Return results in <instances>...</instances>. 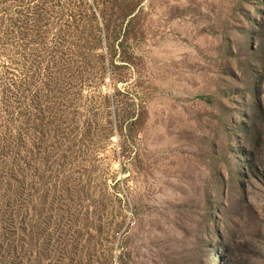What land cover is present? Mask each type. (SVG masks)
Masks as SVG:
<instances>
[{
    "label": "rangeland",
    "instance_id": "rangeland-1",
    "mask_svg": "<svg viewBox=\"0 0 264 264\" xmlns=\"http://www.w3.org/2000/svg\"><path fill=\"white\" fill-rule=\"evenodd\" d=\"M0 264H264V0H0Z\"/></svg>",
    "mask_w": 264,
    "mask_h": 264
}]
</instances>
